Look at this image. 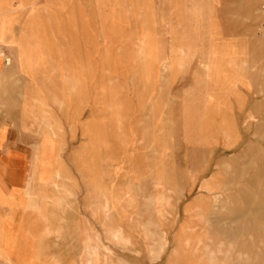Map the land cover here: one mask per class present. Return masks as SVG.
<instances>
[{
	"label": "rangeland",
	"instance_id": "374dc122",
	"mask_svg": "<svg viewBox=\"0 0 264 264\" xmlns=\"http://www.w3.org/2000/svg\"><path fill=\"white\" fill-rule=\"evenodd\" d=\"M29 1L0 0V115L34 139L0 188V264H264V0ZM72 184L95 214H56Z\"/></svg>",
	"mask_w": 264,
	"mask_h": 264
},
{
	"label": "crops",
	"instance_id": "0c3cea01",
	"mask_svg": "<svg viewBox=\"0 0 264 264\" xmlns=\"http://www.w3.org/2000/svg\"><path fill=\"white\" fill-rule=\"evenodd\" d=\"M40 0H33L29 1L26 4L27 10L32 7V5L39 3ZM181 34H185V31L182 29ZM182 50V48H181ZM184 51V50H183ZM187 51L185 50V53ZM2 54L0 59V72L4 69V66L8 68L9 60L11 58V50L7 48H2ZM186 55V54H185ZM184 55V56H185ZM8 62H7V61ZM209 66L208 74L211 71V65L209 63H205ZM68 81L73 85V89L77 87V85L80 84L78 79H75L74 77H67ZM221 97V96H220ZM57 102L60 104L61 101L57 98ZM1 109V108H0ZM5 109V115H0V129H4V140L0 147V180L3 182L0 184V188L3 191H8L14 187L16 188H22L25 184V181L28 176V170H29V164H28V157L30 154V147L33 143V138L31 137L30 133L24 132L21 134L19 130H17L16 125L19 123L18 118L19 114L13 115L11 114L10 109ZM176 129L178 127L171 126L169 133L174 139L173 132H176ZM52 134L56 133V128L51 131ZM176 135V134H175ZM57 177L61 178V174L57 173ZM57 192H63L65 194L64 198H58L53 197L52 204L53 206L57 207L56 214H72L73 216H76V214H95L94 212H86L82 208L79 209L78 206V200H77V188L73 184L71 187L65 186L63 190H59L57 186ZM57 201V202H55ZM61 202V203H60ZM64 204V205H63ZM45 202L44 200H37L35 201L31 209L34 210L37 214H45V208H44ZM105 209L109 208V204L106 202L104 205ZM59 209H63L65 213H61ZM72 221V220H71ZM68 226H74V229L76 227H83V224L78 221L73 222H66L62 227L57 229L58 238L60 239L61 233L63 229H67ZM59 230V231H58ZM87 231V230H86ZM88 232V231H87ZM245 261L249 262L250 257L249 255H243L241 257Z\"/></svg>",
	"mask_w": 264,
	"mask_h": 264
},
{
	"label": "bare ground",
	"instance_id": "6f19581e",
	"mask_svg": "<svg viewBox=\"0 0 264 264\" xmlns=\"http://www.w3.org/2000/svg\"><path fill=\"white\" fill-rule=\"evenodd\" d=\"M145 39V38H144ZM140 45H142V43L140 44ZM143 47H142V50H145V48H147L146 46V44H144V45H142ZM141 47V46H140ZM139 49H141V48H139ZM181 53H182V55H185L186 53H185V51H182L181 50ZM140 54H141V52H140ZM139 54V55H140ZM141 56H143V54H141ZM8 62V61H7ZM201 68H202V70H204V71H206L207 72V76H208V71H209V66L207 65V64H204V63H201ZM236 157V156H235ZM171 180V179H170ZM261 183V182H260ZM256 185H257V183H256ZM259 186V185H258ZM157 192V191H156ZM166 192V191H165ZM242 192V191H241ZM246 192V191H245ZM160 193V192H159ZM250 193V192H249ZM248 193V194H249ZM257 196V195H256ZM258 197V196H257ZM166 193H164V194H160V196L158 195V196H151L150 197V199H149V203L148 204H146L145 205V209L146 210H153V211H155V213L156 214H158V215H164V214H169L171 211H172V208L169 206V204H167V202H166ZM55 202H57V201H55ZM231 202V201H230ZM61 203V202H60ZM64 205V204H63ZM158 208V209H157ZM139 214H140V212H139ZM39 215V217H41V219L43 218V214H38ZM43 220V219H42ZM200 224H204V225H206L207 224V220H206V218H205V215L203 214H200L199 216H198V218L196 219ZM46 221V219H44V221L43 222H45ZM47 222V221H46ZM45 222V223H46ZM198 223V224H199ZM141 224H142V228L144 229V230H146L147 229V223L146 222H144V221H141ZM243 225V224H242ZM203 226V225H202ZM200 227V226H199ZM204 227V226H203ZM60 228V227H59ZM200 229H202V228H200ZM59 231V230H58ZM201 231V230H200ZM49 232V231H48ZM117 230H110V236H109V238H110V242L111 243H113L115 246H123L122 245V242L121 241H118L117 240ZM201 233V232H200ZM71 234H72V232H71ZM55 235H56V237L58 236V234H57V232H55ZM61 236H62V238H65V239H67L68 240V238H69V236H68V234L65 232V231H63L62 233H61ZM159 236V235H158ZM72 238H73V236H71ZM61 238V237H60ZM56 239V238H55ZM60 240V239H59ZM165 240V239H164ZM57 241V240H56ZM62 241V240H61ZM64 242V241H63ZM165 242V241H164ZM199 243V242H198ZM198 243H197V246H195L193 249H194V251L195 252H197L199 249H197V247H199V245H198ZM201 244V243H200ZM160 245V244H159ZM159 247V246H158ZM162 247V246H161ZM96 249H97V246H95V249H92V250H88V248L86 247V248H84V249H82L83 250V252H84V254H86V256H88V254H90V255H92V256H94L95 254H96ZM163 249V248H162ZM158 250V249H157ZM68 252V251H67ZM105 252H107V251H105ZM161 252V251H160ZM56 253V252H55ZM162 253V252H161ZM151 256H152V259H158L159 258V252L157 253V252H153V254H151ZM69 258V257H68ZM69 260V259H68ZM205 260L208 262V263H210V264H214V260H215V255H214V253L212 252V251H207L206 253H205ZM78 264V263H77Z\"/></svg>",
	"mask_w": 264,
	"mask_h": 264
}]
</instances>
